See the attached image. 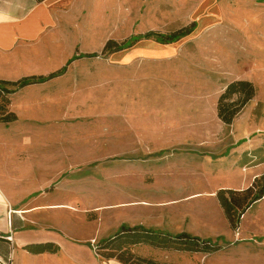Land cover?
<instances>
[{
    "label": "crops",
    "instance_id": "0c3cea01",
    "mask_svg": "<svg viewBox=\"0 0 264 264\" xmlns=\"http://www.w3.org/2000/svg\"><path fill=\"white\" fill-rule=\"evenodd\" d=\"M134 1L0 0V80L16 82L29 76H47L65 67L62 74L25 85L9 95V108L16 119L3 125L19 126L9 134L14 147L19 148L9 153L8 164L0 172V236H12L10 242L0 238V255L6 256L11 248L12 264H107L95 257L88 243L92 238L102 240L112 236L122 225L198 236L197 229L202 225L204 229L212 226L216 223L214 216H218V221L221 217L228 226L226 234H215L223 241L227 234L231 236L232 229L216 193L227 189L242 191L250 186L251 179L264 174V152L258 151L264 138L249 139L246 133L250 125L244 119L247 125L243 123L236 128V120L244 118L246 110L237 114L231 124H225L217 116L218 97L229 82L254 83L243 75L244 71L235 70V61L259 63L264 87V0H255L262 7L244 11L241 22L237 23H212L217 12L209 13L210 29L225 33L216 36V40L222 38L225 49L216 53L212 69L206 61L211 70H206L211 75L209 78L189 77L188 86L178 91V95L184 96L183 101L175 106L162 105L160 110L152 104L153 82L160 74L161 79H166L163 69L170 63L169 47L191 40L203 24L192 18L189 25L194 22L195 27L189 34L162 43L156 35H143L167 34L187 24L168 32L157 30L146 21L152 11L138 8ZM122 21L132 22L130 30L121 34L118 27L115 35L109 37L119 44L141 37L109 54L117 72L114 76V198L99 209L114 217L111 222L103 223L101 215L92 232L80 235L70 230V223L58 219L59 215L81 214L78 209L90 206L88 196L76 194L90 190L84 188L86 183L74 180L79 172L72 168L79 159L75 152L82 148L73 145L95 144L92 142L95 138H75L68 134L71 130L67 132V128L73 123L75 106L81 105L79 98L93 94L95 84L86 81L88 71L77 70L99 61L98 52L109 40L106 32ZM87 53L97 56H79ZM123 64H130L132 69L128 87L127 83H121ZM126 95L129 103L122 107ZM256 96L255 88L251 101ZM261 96L264 97V91ZM168 108L172 109L171 117L167 115ZM122 118L126 123H122ZM211 124L224 127L226 133L203 132ZM53 128L62 132L58 134ZM134 145H140L136 153ZM141 145L147 147L143 152L139 149ZM169 147L178 151H164ZM99 167L96 169L101 170ZM80 174L91 172L84 170ZM233 175L236 178L231 180L212 179ZM148 176L153 177L151 182H147ZM101 190L107 188L103 186ZM148 191L156 195H147ZM262 202L264 195L253 204ZM201 203L212 206L209 216L196 210ZM90 221L83 219L84 224ZM103 227L106 234L102 236ZM248 233L252 232L239 234ZM48 243L58 246V250L33 253L28 249L31 245ZM112 261L110 264H122Z\"/></svg>",
    "mask_w": 264,
    "mask_h": 264
},
{
    "label": "rangeland",
    "instance_id": "374dc122",
    "mask_svg": "<svg viewBox=\"0 0 264 264\" xmlns=\"http://www.w3.org/2000/svg\"><path fill=\"white\" fill-rule=\"evenodd\" d=\"M132 1L133 0H131V2ZM134 3L135 5L137 4L138 8H142V10L150 9L152 13L146 20L147 23L163 32L177 29L185 24L188 26L192 18H197L199 22L203 24L202 29L194 34L191 40L169 47L170 63L165 64V68L163 69V74L166 79H161L162 75L160 74L159 79L153 82L154 94L152 97V104L158 107L156 109L159 110L162 109V105L175 106L178 102L183 101L184 96L178 95V91H183L184 88L188 86L187 80L189 77L198 75V77L203 76L204 78H209L211 75H208L206 70L211 71L210 68L212 69V64L217 58L216 53L225 49L222 38L221 41H219V39L216 40V36H222L225 33L210 29L209 23L212 21H210L209 13L213 10L217 12V16L214 17L216 21L212 23H237L241 22V14L244 11L262 7V5L255 0H135ZM118 27H121L119 29L121 34H126L132 27V22L125 23V21H122L120 25H112L106 32L108 39H112V37L109 36H114L117 32L115 29L117 30ZM98 57L99 61L90 63L87 67L81 66L79 68L81 70H77L79 72L88 71L85 72L87 73L85 79L87 82H91L93 85L95 84V86L92 90L93 94L88 93L79 98L81 105L79 108L75 106L73 123L70 124V128H67V132L71 130L68 134L73 135L75 138L81 137L82 139H87V137H89L91 140L95 138L92 141L95 144H85L82 142L83 144L73 145V147L82 148L80 151H77V153L75 152V156L79 155V159H77L72 168L79 172H77L78 175H75L74 180H78L79 183H86L87 185H84V188H89L90 190L89 192L77 191L76 194L78 196H88L90 206L85 209H78L81 214H64L58 217L60 221L70 223V230L80 235H88L90 231L92 232L93 227L98 222L97 218L101 215L103 217V223L111 222L110 219L114 217V214L108 211L101 212L99 208L106 201H111L114 198L112 188L115 182L114 159H116L114 141V76L117 72L114 68L113 56L102 54L99 51ZM206 61L210 62V68L206 64ZM234 63L235 70L240 69V72L244 71L243 75L245 74L250 80L254 81V86L258 93V96L252 101L250 100L243 108L244 111L246 110V115L244 118L236 120V128L242 127L241 125L243 123L247 125V123L244 122L245 120L249 122L250 125V131L246 133L249 139L255 136L264 138V97H260V94L264 91V87L261 85L263 82L261 76L263 74L260 64L243 60L238 62L235 61ZM85 68L88 69L84 70ZM130 70H132L130 64L122 65L121 83H127ZM135 71L134 73H136ZM128 86L127 83V87ZM122 87H124V85H122ZM122 92H124L123 89ZM127 95L125 100L123 97L122 107L129 103ZM241 112H243V110ZM172 113V109L168 108L167 115L171 117ZM210 119L209 121L211 122L212 120ZM168 120L172 122L171 118ZM121 121L122 123H126L123 118ZM217 125L214 126V124H211V126L208 127L209 129L203 128L202 130L203 132L210 130L224 131L226 133V130H223L224 127L221 128ZM7 127L8 126L3 125V123H0V172H2L1 169L4 168V165L8 164L9 153L12 150H16L15 148H19L14 147L13 139H9V134H11L12 130H17L19 126L14 124L10 128ZM227 129L230 128L228 127ZM52 130L55 132L56 130L57 132L59 131L58 134L62 132L60 128H53ZM29 131L33 132V129ZM98 141L99 143H96ZM137 147H140V145H134L133 147L135 153L137 152ZM141 148H139L141 152L144 151L143 149H147L145 145H141ZM95 151L99 152L98 155H96ZM164 151L177 152L178 150L169 147ZM258 151L260 154L264 152V140L259 145ZM257 156L258 155H256V157ZM97 165H100L99 169L101 170L96 169ZM84 170L90 171L91 174H80ZM235 178V175L229 177H212L215 181L219 179L231 180ZM146 179L147 182H151L153 177L148 176ZM257 179L258 178L251 179V184H253L255 188H258L259 184ZM254 180L256 182H254ZM103 186H105L107 190H101ZM81 188H83V186H81ZM252 191L255 190L252 189ZM134 194L136 195V193ZM146 194L150 196L156 195V193L150 191L146 192ZM243 196L244 194H235V198H242ZM212 209L209 203H201L199 208H196V210H201L203 214L206 213L208 216ZM83 211L84 213H82ZM236 212H239V209H237ZM217 217L218 216H214L213 221L215 220L216 223L212 226L207 227L208 225H206L207 228L204 229L205 225H202L197 229L199 231L195 233L200 239H210L213 243H217V246L210 251L204 252L183 249L189 242L181 240H173L170 242V248H162L160 246L150 245L149 243H141L131 246V250L138 256L155 260L161 264H264V202L253 204L249 207L244 213V216L242 215V218H239L238 226L229 231L231 236H229V234H227L226 237L221 236L223 237V241H220L219 236L217 237L215 234L217 232L226 234L228 226L226 220L224 221L220 217L218 221ZM83 219L91 221L84 224ZM103 226L105 225L103 224ZM241 231L244 233H252L243 236L239 234ZM105 232V227H103L100 234L103 236L106 234ZM191 234L193 235V233ZM99 241L100 240L96 238H92L88 243L95 257H97L101 263L106 262L110 264V260L115 261L114 259H105L95 252L94 247ZM100 251L104 250L100 249Z\"/></svg>",
    "mask_w": 264,
    "mask_h": 264
},
{
    "label": "trees",
    "instance_id": "16d2710c",
    "mask_svg": "<svg viewBox=\"0 0 264 264\" xmlns=\"http://www.w3.org/2000/svg\"><path fill=\"white\" fill-rule=\"evenodd\" d=\"M194 27L195 23L193 22L188 26L182 27L179 30L167 34L149 32L145 33L143 36L149 37L151 35H156L157 41L162 43H171L189 34L194 29ZM140 37V35L135 36L131 40L122 42L120 44L113 39H109L103 46L101 53L110 54L114 51L126 48L130 46L133 41ZM79 56L94 57L97 56V53L80 54ZM64 70L65 67L58 71L52 72L47 76H29L16 82L0 80V123L8 124L16 119L15 113L9 108V95L11 93L25 85L43 82L52 77L60 75L64 72ZM254 95L255 87L252 82L248 80H233L229 82L220 93L217 100L218 118L225 124H231L233 119L243 110V108L253 98ZM257 178L259 182L258 188H255L253 184H251L242 191L227 189L219 190L216 193L218 202L223 209L231 229H235L238 226L239 218L243 215L245 210L250 207L251 204L263 197L264 174ZM254 182L256 181L254 180ZM252 189L255 191H252ZM236 193L244 194V196L242 198H235ZM237 209H239V212H236ZM0 238L4 237L0 236ZM173 240L188 241L189 243L183 247V249L186 250H199L207 252L217 246V243H213L210 239H200L199 237L192 236L186 232L171 235L169 233H164L153 229H146L142 226L129 227L122 225L112 236L100 240L99 243L95 245L94 249L97 254L103 256L105 259H114L122 264H161L155 260L136 255L132 252L131 246L139 245L141 243H149L150 245H156L162 248H170L171 245L169 243ZM28 249L33 253L45 251L56 252L58 250V246L48 243L45 245H31L28 247ZM100 249H103L104 251H100Z\"/></svg>",
    "mask_w": 264,
    "mask_h": 264
},
{
    "label": "built area",
    "instance_id": "2783aa9c",
    "mask_svg": "<svg viewBox=\"0 0 264 264\" xmlns=\"http://www.w3.org/2000/svg\"><path fill=\"white\" fill-rule=\"evenodd\" d=\"M4 238L9 242L12 240V236L10 234L4 236ZM11 250L12 249L10 248L9 254L6 257L0 255V264H12L13 259L11 256Z\"/></svg>",
    "mask_w": 264,
    "mask_h": 264
}]
</instances>
